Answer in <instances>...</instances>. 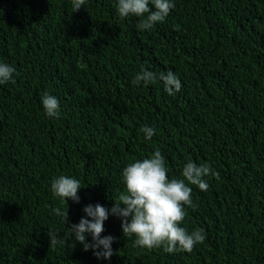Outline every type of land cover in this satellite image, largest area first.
<instances>
[{
  "label": "trees",
  "instance_id": "1",
  "mask_svg": "<svg viewBox=\"0 0 264 264\" xmlns=\"http://www.w3.org/2000/svg\"><path fill=\"white\" fill-rule=\"evenodd\" d=\"M117 2L73 12L72 0H0V61L16 68L0 85V264H264V0H173L151 30L120 18ZM141 65L173 71L180 91L134 85ZM45 92L59 99V118L45 114ZM156 148L169 178L189 159L219 172L205 177L207 191L190 185L196 207L185 206L181 226L203 228V243L134 247L110 214L101 234L116 238L110 259L71 237L49 248V229L63 238L85 205L110 209L123 168ZM62 174L82 185L67 224L52 212L67 208L50 191Z\"/></svg>",
  "mask_w": 264,
  "mask_h": 264
},
{
  "label": "clouds",
  "instance_id": "2",
  "mask_svg": "<svg viewBox=\"0 0 264 264\" xmlns=\"http://www.w3.org/2000/svg\"><path fill=\"white\" fill-rule=\"evenodd\" d=\"M85 2L86 0H72L73 12L79 11ZM174 7L173 0H118L116 11L120 18H140L137 24L139 30H151L157 23L163 22ZM14 73V66L0 61V85L13 81ZM157 81L163 82L164 90L169 95L179 92L182 87L180 79L173 71L160 72L157 75L147 70L144 65L140 66L132 83L140 85L143 82L148 85ZM41 103L48 117L59 118L61 108L56 96L45 92ZM140 131L146 140H150L155 134V129L148 125H144ZM168 173L166 159L159 148L149 157L130 161L121 173L125 191L118 195L111 208H106L100 203L85 205V216H82L78 223L68 225L70 231L63 238L58 232L48 230L49 248L66 243L67 238L71 237L83 245L84 251L93 250L97 259H110L114 254L112 244L116 238L101 234L104 232V222L111 214L121 219L125 237H135L134 247L153 249L163 246L164 251L168 253L192 252L198 243L204 242L206 234L203 228L190 232L181 226L187 216L185 206L196 207L190 185L207 191L209 185L205 177L213 176L219 179V172L214 170L210 163L197 164L189 159L182 167V178H169ZM81 188L79 179L62 174L52 179L50 191L54 198H59L66 204L68 200L79 203ZM52 212L67 224L68 204L66 209L54 207ZM87 234L91 235V242L87 240Z\"/></svg>",
  "mask_w": 264,
  "mask_h": 264
}]
</instances>
